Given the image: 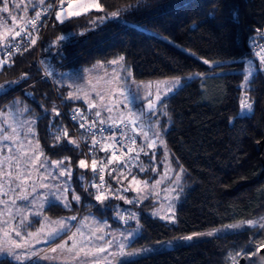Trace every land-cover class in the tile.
Here are the masks:
<instances>
[{
	"label": "trees",
	"instance_id": "obj_1",
	"mask_svg": "<svg viewBox=\"0 0 264 264\" xmlns=\"http://www.w3.org/2000/svg\"><path fill=\"white\" fill-rule=\"evenodd\" d=\"M55 1H44L40 11H46L27 35L0 45V57L6 59L0 68V85L5 87L0 93V110L15 98L26 105L25 114L35 120V138L44 156L68 158L66 162L74 169L73 185L81 194L78 208L50 203L44 215L57 218L77 211L80 217L93 211L112 226L136 222L139 234L130 243L132 248L216 231L117 264H232L237 253L245 264H264L256 251L264 245V174L256 178L260 161L255 151L264 135V62L257 60L264 51L255 56L249 47L252 41L264 40V0H98L103 10L63 22L54 18ZM35 11H30V19ZM117 11V16L110 15ZM17 40L19 49L7 50ZM121 57L135 81L181 77L183 84L145 117L153 132L159 133L154 147H143L141 136L120 124L123 137L136 141L132 144L126 139L128 146L143 148L138 157L134 151L129 153L136 155L131 160L115 158L109 164L108 151H100L103 172L79 169L77 163L94 149L93 135L80 127L85 120L69 117L71 111L77 114L78 110L89 123L96 121L93 130L98 133L115 125L100 124L80 103L69 101L66 87L56 83V73L79 74L94 63ZM244 58H252L255 68L242 89ZM204 78L214 81V94L202 91ZM243 91L251 112L237 115ZM65 129L67 136L63 135ZM165 155L172 173L180 175L172 222L151 215L158 204L155 196L136 200L126 184L127 176L158 177ZM80 172L82 181L77 180ZM101 175L105 186L95 190L94 182ZM117 183L128 191L116 193L107 188ZM100 192L110 193L112 198L98 201ZM123 197L130 202L125 204ZM100 202L103 204L98 206ZM115 206H129L132 212L121 213L117 219ZM121 215L128 220L122 222ZM0 264L48 263L2 257Z\"/></svg>",
	"mask_w": 264,
	"mask_h": 264
},
{
	"label": "rangeland",
	"instance_id": "obj_2",
	"mask_svg": "<svg viewBox=\"0 0 264 264\" xmlns=\"http://www.w3.org/2000/svg\"><path fill=\"white\" fill-rule=\"evenodd\" d=\"M44 1L7 0L8 11L5 12L2 10L5 3V0H3L0 5V45L7 40L13 39L18 30L26 25V22L31 18L32 12L30 11L34 9L36 10L35 13H38ZM97 2L98 0H63L64 11L61 14V18L65 21L77 16H70L69 13L76 12L80 15L92 10H98L92 6ZM69 4L72 5L71 8L68 7ZM60 9L61 7L54 12V18L58 22L61 21L57 20L56 13ZM262 56L258 57V62L262 61ZM113 61H117V63H112ZM5 63L6 59L0 57V68ZM254 68V60L252 58H244V72L247 79ZM55 79L58 85L66 87V98L69 101L80 103L91 116L97 118L99 121L101 119L104 120V126L114 125L113 120H115L116 124L120 125V116L131 120L132 116L130 113H135L138 116L142 113L143 115L139 116L143 122L140 126L143 127L144 131L149 133V137L151 138L146 140L142 134L140 135L143 147H148L149 140L154 139L156 143L157 139L155 135L156 131L153 132L154 127L145 121V117L159 107L162 99L172 94L183 84L181 77L135 81L131 78L129 72L124 69L120 58L106 63H94L79 74L57 72ZM176 80H179V84L175 83ZM213 83L212 79L204 78L201 84L202 91L214 94L216 88ZM245 84L246 79L241 85L242 89ZM4 90L5 87H0V93ZM121 91L123 95H121ZM97 93L105 97L103 102L100 101ZM157 94L161 97L159 101L156 100ZM149 99L155 104L152 112H149L147 108V101ZM242 100L248 103L244 91L241 93L237 115H245L251 112V110L247 109L242 110ZM90 103L96 104L97 107L89 108ZM105 106L112 107L113 111H106ZM26 110V105L17 98L11 100L4 109L0 110V129L3 130L0 131V161L10 155L19 157V165L15 161H11L12 167L10 170L13 172V175L19 173L23 181H12L10 187L15 189V191H10L9 184L0 179V183L5 184V191H8V195L0 196V199L9 201L7 206L8 211L4 215H0V258L7 257L16 262H27L26 260L34 259L48 264H117L119 261L134 259L150 252L169 249L179 242L188 241L186 239H169L144 247L132 248L130 247V243L139 234V225L136 222L128 226H112L93 211L83 212L80 217L77 216V211L57 218L45 216L43 213L44 208L50 203L59 204L66 209L74 210V207L78 208L81 194L73 185V167L66 161L61 166L71 169V177L69 178L68 176L59 175L60 169L50 163L51 161L64 160L63 158L49 159L43 154L41 161L44 163V167L37 166L33 168L29 165L28 159L33 155L31 149H36L38 146V151L42 152V150L35 138V120L25 114ZM97 111L101 112L100 117L95 115ZM110 117L111 119H109ZM12 128L16 129V135L13 140H3V135H10ZM140 128L137 127V132L136 129L135 132L139 133ZM130 129L133 131L131 125ZM70 140L72 139L69 138L68 141L70 142ZM8 148H11V152L8 151ZM22 152L28 155L23 156ZM135 156L129 154L127 157H129L128 160H131ZM164 159L165 166L163 171L155 179L148 180L135 177L136 180L134 181V176H127L126 184L130 187L136 200L155 196V201L158 204L151 210V215L162 221L172 222L174 221V206L179 196L180 175L179 173H172L166 155ZM4 167L8 168V164L6 163ZM77 167H79V162L77 163ZM79 169L82 168L79 167ZM154 170L155 168L152 169V171ZM177 175H179L178 182L176 179ZM82 179L83 176L80 172L77 174V180L82 181ZM136 181H140L141 183L138 185ZM144 181L148 182L146 187L143 184ZM157 181H160V183L157 184ZM164 182L167 184L161 187ZM17 185H20V187H17ZM41 185H47V187H42ZM65 188L68 191H64ZM74 195L79 196L78 201L73 199ZM105 195L112 198L110 193H105ZM23 196H27V199L19 198ZM13 198L16 199L15 205L10 203ZM123 200L125 204L129 203L127 197H123ZM4 208L5 206L0 204V210ZM8 212L11 213V216ZM124 212L131 213L132 209L129 206H115L113 216L118 219V215ZM73 217L75 219H72ZM5 220L8 221L7 224L3 223ZM21 220L24 221L23 224L20 223ZM35 220H37L36 224H31ZM100 220H103L108 225L107 230L98 227L97 221ZM30 225L33 227L30 228ZM13 227L21 232V236L15 235V232L12 231ZM5 231L10 233L7 237L4 235ZM209 233L214 234L216 231L197 232L192 237L193 239H201L209 236ZM61 236L66 241L63 240L62 242L59 239ZM101 237L105 238L103 241L105 243L104 246L98 244V240ZM76 238L84 241L89 240L90 243H87V247H90V250H88L89 255L85 256L80 253L77 256L75 254L81 248ZM109 241L111 242L110 246ZM15 242H20L24 246L16 248ZM61 245H64V247H59ZM101 247L105 248L106 251L99 252L98 249ZM52 249H57V251L53 252ZM69 249H72V251H69ZM17 256L20 259H17ZM238 258L239 253L233 255L232 264H237Z\"/></svg>",
	"mask_w": 264,
	"mask_h": 264
},
{
	"label": "snow or ice",
	"instance_id": "obj_3",
	"mask_svg": "<svg viewBox=\"0 0 264 264\" xmlns=\"http://www.w3.org/2000/svg\"><path fill=\"white\" fill-rule=\"evenodd\" d=\"M92 6L95 7V8H97L98 10H103V9H102V6H101L98 2L95 3V4L92 5ZM17 7H19V5H17ZM68 7L71 8L72 5L69 4ZM2 10L5 11V12L8 11L7 0H5V3H4V6H3V9H2ZM63 11H64V8H63V0H61V9H60V11H58V12L56 13V18H57V20H60L61 22H63V20H62V18H61V14H62ZM69 15H70V16H71V15H79V13L72 12V13H69ZM110 15L113 16V17H115V16L118 15V11H117V12H112V13H110ZM36 16H37V18H38V17L40 16V13H37ZM31 23L33 24V27H35V21H31ZM16 36H20V32H17V33H16ZM61 39H63V37H61ZM32 42L35 43L34 40H33ZM120 59L122 60L123 57H121ZM261 60H262V62H264V56L261 57ZM112 63H117V61H113ZM205 63H207V61H205ZM245 79L247 80V77H245ZM165 83H166V82H165ZM175 83H176V84H179V80H176ZM0 87H3V86H0ZM169 91H171V89H169ZM97 95H99L100 101L103 102L104 99H105V97H104L103 95L99 94V93H97ZM121 95H123V92H122V91H121ZM149 95H151V93H149ZM70 98H71V94H70ZM126 99H127V97H126ZM160 99H161V97L159 96V94H157V96H156V100L159 101ZM95 107H97L96 104H94V103H90V104H89V108H95ZM105 107H106V111H108V112H112V111H113V108H112V107H107V106H105ZM147 108H148V111H149V112H152V111L154 110V108H155V104H154V102H153L152 100H150V99L147 101ZM241 108H242V110H243V109H247V110L250 111V110H251V104H249V103H247L246 101L242 100V101H241ZM56 114L59 115L58 112H56ZM95 115H96L97 117H100V116H101V112H100V111H97V112L95 113ZM130 115L132 116V119H131V120H127L126 117H124V116H120V117H119V119H120V123H121V124H124L126 127L130 124V125L132 126V128H133V131H135V129L143 123L142 120L139 118V116H142L143 114L141 113V114H139V116H138V115L135 114V113H130ZM77 116H79L80 119L85 120V123H81V124H80V127L83 129V128H86V126H87V131H88V132H92V129H93V128L95 127V125H96V121H92V122H90V123L87 122V121H86V118L83 117V115H82L81 113H79L78 110H77V114L73 116V119H77ZM109 119H111V117H110ZM99 123H100V124H103V123H105V121L101 119V120L99 121ZM113 124H114L117 128L120 126L119 124H116L115 120H113ZM0 131H3V130L0 129ZM100 131H103V129H101ZM136 134H137V135H141V134H142L146 140L149 139V133H148L147 131H144L143 127H141V128H140V132H139V133H136ZM15 135H16V129H15V128H12V130H11V134H10V135H9V134H5V135H3L2 139H3V140H13V138L15 137ZM63 135H64V136H67V135H68L66 129L63 130ZM155 135L157 136V138L159 137V133H156ZM55 138H56L57 140H59V139H60V136H56ZM109 139L112 140V141H114L115 144L109 143V144L107 145V147L102 148L101 150H102V151H108V149H112V157H113V158H116V151H117V147H116V146H119L120 148H123V147H127V145H123V144L120 143V141L116 140L115 135L111 136ZM125 139H130L132 144H135V143H136L135 139H132L131 137H127V136H125ZM70 142H71V143H76V141H73V140H70ZM98 143H100V142L97 141V140H95V139H93V141H92L93 147H95ZM161 143H162V141H161ZM154 146H155V140H154V139H153V140H149L148 147L151 148V147H154ZM8 151L11 152V148H8ZM31 151H32L33 155H32L31 157H29V159H28V163H29V165H30L31 167H33V168H36L37 166H39V167H41V168L44 167V163L41 161V157L43 156V153L38 151V146H37L36 149H31ZM134 151L136 152V155H137V157H138L139 152H140V151H143V148H140L139 150H137V149H135V148H128V152H129V153H130V152H134ZM123 154H124V155H127V153H123ZM22 155H23V156H27L28 154L22 152ZM67 159H68V158H65V160H60V161H51L50 163L53 164V165H56V167L60 169V171H59V175H61V176H68V177L70 178V177H71V169H70L69 167H61L62 165L65 164V161H66ZM11 161H15L16 164L19 165V163H20V158L17 157V156H14V155H10V156L5 157L4 160L0 161V179L4 180L6 183L9 184V190H10V191H15V189H12V188L10 187L11 182H12V181H15V180H21V182H23V181H22V177L20 176L19 173H17L16 175H13V172L10 170L11 167H12ZM6 163L8 164V168H5V167H4V165H5ZM69 163H70V161H69ZM108 163L111 164V163H112V159H109V160H108ZM79 167H81V168H86V167H88V165H87L86 161L82 159V160L79 161ZM91 167H92V171H93V172H96V171L98 170V169H97V161H96L95 159L92 160V165H91ZM37 170H38V168H37ZM140 170H141V171H144L143 168H141ZM99 171H100V172H103V171H104V169H103L102 166L99 168ZM29 176H30V173H29ZM99 179H100V184H99L98 186H97V185H93V186H94V187H98L99 189H102V188H104V186H105V181H104V177H103V175H101V176L99 177ZM176 179H177V182H178V180H179V175H177V178H176ZM133 180L135 181L136 178L133 177ZM136 183L139 185L141 182H140V181H136ZM156 183L158 184V183H160V181H157ZM143 184H144L145 187H146L147 184H148V182H147V181H144ZM41 186H42V187H47V185H41ZM17 187H20V185H17ZM153 187H155V185H153ZM64 191H68V189L65 188ZM7 195H8V191H5V184L0 183V196H7ZM19 198H21V199H27V196H23V197H19ZM106 198H107V196H106L103 192H100V194H98V195L96 196V199H97L98 201H102L103 199H106ZM73 199L78 201V200H79V196H75V195H74V196H73ZM129 202H130V201H129ZM10 203L13 204V205H15V203H16V199H15V198L11 199ZM0 204H3V205L5 206V208H4L3 210H0V215H4V213L8 211L7 206H8V204H9V201L0 199ZM8 214L11 216V213H10V212H8ZM13 218H14V217H13ZM72 219H75V217H73ZM3 223H4V224H7L8 221L5 220V221H3ZM20 223L23 224L24 221L21 220ZM250 223H251V222H250ZM12 231L15 232V235H16V236H18V237L21 236V232L18 231V230H16L15 227L12 228ZM9 234H10V233H9L8 231H5V232H4V235H5L6 237H7ZM29 235H32V234H29ZM209 235H211V233H209ZM101 238H102V237H101ZM184 239H186V240H191V239H193V237H192V236H189V237H185ZM108 243H109V246H110L111 242L109 241ZM23 246H24V245H23L22 243H20V242H15V247H16V248H22ZM59 247H64V245H61V246H59ZM52 251L55 252V251H57V249H52ZM69 251H72V249H69ZM98 251H99V252H105L106 249L103 248V247H101V248L98 249ZM84 252H85V249H84L83 247H81V248L79 249V251L76 252L75 254H76L77 256H79L80 253H84ZM89 254H90V253H85V255H89ZM16 258H17V259H20L19 256H17Z\"/></svg>",
	"mask_w": 264,
	"mask_h": 264
},
{
	"label": "built area",
	"instance_id": "obj_4",
	"mask_svg": "<svg viewBox=\"0 0 264 264\" xmlns=\"http://www.w3.org/2000/svg\"><path fill=\"white\" fill-rule=\"evenodd\" d=\"M60 7H61L60 0H56L55 3L52 6V11L54 9L60 8ZM45 11L46 10L40 11L39 12L40 15H41V13H43ZM38 18H37V16H35L32 19H30L28 21V23L26 25H24L19 30V32H20V36L19 37L27 35L28 29L33 26L31 21H35V23H36ZM19 47H20V43H19V40H17V42L15 44H13L11 46H7V50L8 49H13V50L16 51V50L19 49ZM249 47H250L251 54L255 55V56H258L259 54H261L264 51V40L263 41H252V42H250ZM38 65H39L40 69L44 71L43 66L41 65L40 62L38 63ZM63 114H64V111H63ZM74 115H76L75 114V110H72L69 117L73 118ZM82 123H84V122H82ZM128 126L130 127V125H128ZM138 127L140 128L141 126H138ZM84 129H87V126ZM124 131H125L124 127H120L119 126L117 128L115 126V127H111L110 129L109 128H104L103 131H101L100 133H98L97 131H94L93 129H92V132H88L89 134L93 135V139L99 141L100 143H98L94 147V149H90L88 152H86V160L85 161H86V163L88 165V167H86L87 171H92V167H91L92 160L95 159L97 161V169H98L96 172L97 173L100 172L99 168L102 166V163H101V160H100V157H99V152L102 151L101 150L102 148L107 147V145L109 143L115 144L114 141L109 139L113 135H115L116 140L120 141L121 144L127 145V147H123V148H120L119 146H116L117 147L116 158L117 159L129 158L127 156L129 155L128 148H130V147L128 146V142H126V139L122 135V132H124ZM131 132H133L134 133L133 135H135L136 132H137V128H136V132L135 131H131ZM91 153L96 155V158L95 157L91 158L90 157ZM123 153H127V155H124ZM108 156H109L110 159H115V158L112 157V149H108ZM110 170H113V166L110 167ZM99 184H100V180H96L94 182V185L98 186ZM84 188H86V186ZM107 188L108 189H110V188L113 189V191H115L116 193L127 192L128 191L127 188L124 187L123 185H121L120 183H117L114 186L108 185ZM94 189L98 190L99 188L98 187H94ZM120 220L122 222H125V221L128 220V218H126L125 216L121 215L120 216Z\"/></svg>",
	"mask_w": 264,
	"mask_h": 264
},
{
	"label": "water",
	"instance_id": "obj_5",
	"mask_svg": "<svg viewBox=\"0 0 264 264\" xmlns=\"http://www.w3.org/2000/svg\"><path fill=\"white\" fill-rule=\"evenodd\" d=\"M263 111H264V104H263ZM255 151L257 154H259V161H260V171L256 176V178L260 179L264 174V135L263 138L258 143L255 144ZM101 204H103V202H100L98 206ZM257 255L259 259L264 261V245L259 247V249L257 250ZM237 264H245V258L240 257L238 259Z\"/></svg>",
	"mask_w": 264,
	"mask_h": 264
},
{
	"label": "crops",
	"instance_id": "obj_6",
	"mask_svg": "<svg viewBox=\"0 0 264 264\" xmlns=\"http://www.w3.org/2000/svg\"><path fill=\"white\" fill-rule=\"evenodd\" d=\"M94 217V216H93ZM96 218V217H95ZM92 220V219H91ZM94 220V219H93ZM97 223H98V227L99 228H101V229H103V228H105V230H107V228H108V225L106 224V223H104L103 222V220L101 221H97ZM104 226V227H103ZM84 227H85V225H84ZM65 238V237H64ZM104 239L105 238H101V239H99L98 240V244L100 245V246H104L105 245V243H103V241H104ZM59 240V239H58ZM60 240L63 242V240L64 241H66L65 239H61L60 238ZM59 240V241H60ZM76 240H77V242L79 243V245H80V247H84V249H85V252L84 253H82L83 255H85V253H88V250H90V247H87V243H90L89 242V240L87 239L86 241H84V240H79V239H77L76 238ZM97 248V247H96ZM61 250V249H60ZM61 251H63V250H61ZM86 256V255H85ZM30 260V259H29ZM29 260H26V261H29ZM34 260V259H33Z\"/></svg>",
	"mask_w": 264,
	"mask_h": 264
}]
</instances>
